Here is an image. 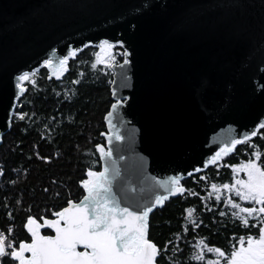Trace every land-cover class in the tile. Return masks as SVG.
<instances>
[{"label":"water","instance_id":"1","mask_svg":"<svg viewBox=\"0 0 264 264\" xmlns=\"http://www.w3.org/2000/svg\"><path fill=\"white\" fill-rule=\"evenodd\" d=\"M103 39L130 54L110 67L124 138L109 144L105 119L99 144L113 150L100 159L110 179L119 170L121 206L149 203L163 194L157 181L205 169L221 143L264 121V0H0V145L15 75Z\"/></svg>","mask_w":264,"mask_h":264},{"label":"trees","instance_id":"2","mask_svg":"<svg viewBox=\"0 0 264 264\" xmlns=\"http://www.w3.org/2000/svg\"><path fill=\"white\" fill-rule=\"evenodd\" d=\"M96 48L88 45L70 58L68 70L59 80L49 79L46 67L41 66L32 77L35 86L25 82L27 90L16 101L15 110L25 113L26 118L23 121L13 118L0 145V169L3 170L0 230L7 235V228L12 225L8 241H16V246L19 240L30 242V234L23 228L28 215L38 220L53 218V213L65 207L69 199L83 198L85 192L80 181L87 178L89 169L101 171L95 146L105 141L102 136L107 130L105 116L113 102L112 71L102 63L92 67L96 62ZM115 49L123 53L124 49L114 44L112 53L115 59L124 61V56L121 59L116 56ZM114 61L110 59L109 63ZM257 132V136L236 145L233 152L218 161L219 166L211 164L183 178L180 183L185 193L170 197L150 213L148 238L162 253L157 264H207L214 259V254L205 248L203 260L193 259L200 253L201 240L227 253L240 236L258 235V228H245L232 215L236 210L224 201L231 199L242 207L253 205L240 201L234 192L227 193L221 188L216 193L211 188L213 183L218 187L231 184L230 165L255 159L251 155L254 151L261 152L258 162L264 167V129ZM201 176L205 179L201 180ZM189 208L193 209L191 217L186 211ZM9 212L12 219L8 217ZM248 219L251 225L259 217ZM193 221L199 227H194ZM4 264L11 261L5 259Z\"/></svg>","mask_w":264,"mask_h":264},{"label":"snow or ice","instance_id":"3","mask_svg":"<svg viewBox=\"0 0 264 264\" xmlns=\"http://www.w3.org/2000/svg\"><path fill=\"white\" fill-rule=\"evenodd\" d=\"M116 44L122 41L117 40ZM114 44L107 39L99 41L100 52H97L96 62L92 64L95 68L97 63H103L108 67L112 65L109 59L115 60L111 55ZM80 49L68 48L67 54L62 55L56 62L51 57L43 61L44 66L50 69L51 74L60 78L68 70V61L76 56ZM101 53H105L101 57ZM127 50L124 51L125 57L123 64L127 65L130 61ZM35 70L21 71L15 75V97L18 99L20 94L26 91L25 82L35 86L32 79ZM123 87H127V76L124 77ZM113 102L111 111L107 113L105 119L111 129L109 144L112 139L119 141L124 137L120 134L113 119H119L117 109L126 101L125 97H117L115 89L112 91ZM9 111L6 112V122L11 123L14 119L23 121L26 114L16 111V104L10 99ZM122 122V121H121ZM256 128L264 129V121H261ZM258 135L256 130L243 134L241 139L235 137L230 141L221 143L219 149L204 161V166L209 164L217 165L224 156L233 152L236 145L248 142L250 137ZM96 150L100 158L107 160L113 154L112 148L105 150L103 146L97 144ZM37 155H39L37 153ZM255 159L249 158L238 164L230 165L233 173L232 183H223L219 187L213 183L211 188L219 193L220 189L234 192L240 201L250 202L252 207H242L231 199L224 201L231 208L235 209L232 213L240 220L245 228H258V235L249 234L246 237L240 236L237 244L232 245L230 252H225L219 247L208 246L203 240L200 253L193 259H204V248L208 252L217 256L216 260H209L207 264H264V167L258 161L261 159L259 150L251 153ZM47 160L48 157H41ZM114 164V162H113ZM200 168H194L193 172H199ZM110 169L105 167L103 171H87V178L80 181L86 195L79 202L71 199L67 201V206L53 213L54 219L40 217L43 223L31 215L26 217L23 228L30 234V242L19 240L17 242L8 241V236L13 232L12 225L7 228V235L0 230V264H4L5 259H9L11 264H157L158 257L162 256L157 244L148 238L149 214L157 206H162L163 202L170 195L184 194L186 189L180 183L179 176L168 177L166 181H157L163 194H157L146 204H137L135 208L121 206V202L116 198L112 190V179L119 175V170L115 167L111 169L112 178H109ZM244 173L246 179L238 178L239 173ZM3 170L0 169V174ZM191 176L192 172L187 173ZM201 180L205 177L201 176ZM47 191V189H45ZM194 194V193H193ZM217 201L220 195L216 196ZM19 203V201H17ZM255 205H260L256 208ZM191 217L193 209L186 210ZM221 215H224L221 212ZM9 219L12 214L8 213ZM249 217L255 219L259 217L257 223L249 224ZM194 227H199L193 221ZM47 228L54 231L55 235H43L41 229ZM187 231V229H185ZM169 244L172 242L169 241ZM82 246L83 250H78ZM167 248V245L164 246ZM29 253L30 255H25Z\"/></svg>","mask_w":264,"mask_h":264},{"label":"rangeland","instance_id":"4","mask_svg":"<svg viewBox=\"0 0 264 264\" xmlns=\"http://www.w3.org/2000/svg\"><path fill=\"white\" fill-rule=\"evenodd\" d=\"M97 48H96V53L97 52H100L101 50H100V48H99V45H97L96 46ZM116 51H118L117 53H116V56L118 57V58H122L123 57V52L122 51H120V50H118V49H115ZM95 53V54H96ZM112 53H114V50L112 49L111 50V55H112ZM104 55H105V53H101V57L103 58L104 57ZM125 59V58H124ZM110 60V59H109ZM120 62H123V60L121 59V60H117V59H115V61L114 62H110V64H112V63H120ZM103 64V63H102ZM105 65V64H104ZM110 68V67H109ZM111 70V69H110ZM112 71V70H111ZM238 178H240V179H246V177H245V175H244V173H239L238 174ZM225 190V189H224ZM227 193H229L227 190H225ZM260 207V205H256V208H259ZM206 249V248H205ZM207 250V249H206ZM211 253V252H210ZM212 254H214V253H212ZM217 259V256L214 254V259L213 260H216Z\"/></svg>","mask_w":264,"mask_h":264},{"label":"flooded vegetation","instance_id":"5","mask_svg":"<svg viewBox=\"0 0 264 264\" xmlns=\"http://www.w3.org/2000/svg\"><path fill=\"white\" fill-rule=\"evenodd\" d=\"M104 137V136H103ZM104 142L103 143H100V144H102L103 146H106V142H107V140H106V138L104 137ZM102 169L103 168H101V171H102ZM84 195H86V193H84ZM83 195V196H84ZM53 218H55V217H53ZM39 222L40 223H43L41 220H39ZM47 231H49L50 233H47ZM41 233L43 234V235H51L52 234V232L49 230V229H41Z\"/></svg>","mask_w":264,"mask_h":264}]
</instances>
